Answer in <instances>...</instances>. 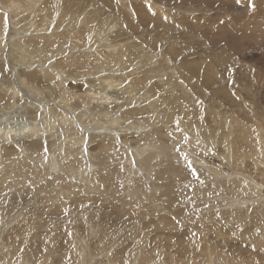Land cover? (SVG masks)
<instances>
[{
	"label": "rangeland",
	"instance_id": "rangeland-1",
	"mask_svg": "<svg viewBox=\"0 0 264 264\" xmlns=\"http://www.w3.org/2000/svg\"><path fill=\"white\" fill-rule=\"evenodd\" d=\"M205 1L206 0H0V128H2V126L6 128V125H11V127H23L27 123L31 124L33 122H35L34 125H36V116L38 112L40 113L43 111L44 113L42 112L41 114L44 116L48 115L47 113L50 114V111H44L42 105H40V108L39 106H37V108L34 107L36 108L35 112H29V107L26 106L28 104L32 105L34 101H28L26 99L27 97L17 88V78L22 76L23 73L28 74L30 71L34 73L33 69H36L35 62L36 64H43V67L41 66L38 69L41 75H38L39 79H36L37 76L32 78L27 75L22 76V78L25 77L24 80L26 82H24V84L27 85L24 87L26 91H33L35 87L36 91H42L41 94H43L45 98H53V102L57 101L59 97L56 98V94H52L51 86L57 89L59 88L61 92L66 89V96L70 94L69 92L75 91L76 89L79 90V93H87V89L98 88L97 90H100L104 89L105 86L110 87L108 88L109 90L111 89L112 91L118 92L116 91L117 89L114 90V87H119V85L121 86L131 82H133L132 89L139 87L146 89L151 75L145 74L153 73L158 79H155L153 87L150 86V90H152V92H150L151 98L156 100V109L163 114L172 115L173 120L167 121V119L165 126L164 123H158L157 129L151 126V124H154V122L157 124L158 121L149 119L147 124L151 126L159 136L153 134V136H157V138L153 140L148 137L143 139V136H141L135 142L130 143L131 147H146L150 144V141L159 144L164 142L167 144L169 153L168 162L178 166V171L182 172L180 175L185 173L184 169L181 168L183 166L189 173V179L187 180L184 179V176H177V179L175 177L173 180L174 185H184L186 188L191 187L194 189L195 185L201 186V184H203V186L208 187L213 184L220 185V182H222L223 184L220 185L215 194L216 199H218L217 196L219 197V201L216 200L213 202L216 206L214 207V211L216 208L215 215L217 216L219 214L217 218L222 220V222L224 220L223 218L229 219L221 223L229 227L228 231L226 230L222 236H218L215 232L213 234L212 231H209L208 233H204L205 238H203L201 233L192 227L193 218L190 217L191 220H189L188 224H183L185 223L184 218L180 213L184 211H182L181 203L176 201L173 203V206H176L178 209L177 214L179 217L176 219V224L180 225L176 231L187 230L188 235L185 238H181L182 242L180 241V237L173 235L167 237V239L161 236L156 238L159 229L154 230V227L151 226L144 229V232L141 230L143 229L142 223H144L141 222V220L146 214H126L121 217V220L125 223V229L124 227L118 228L117 225H115V221L116 219H120L119 217L122 213L118 214L116 212L117 209L106 202L104 207L100 206V203H94L92 195L89 196L90 200L88 204L90 207L96 210L98 209L99 212L104 215L109 214L111 216L106 224H104L105 219L99 222L98 216H101L99 214L92 222L96 231V237L90 234L88 223L83 219L87 217H81L82 206L77 205L74 209H70V211L73 210L79 214L76 215L75 220H71L70 214L72 213H69L68 209H64L57 218H55V215H48L50 219L55 218L63 222L58 223V221H55V223L50 225H44L42 226V230L40 227L35 228L37 234H35V231L30 232V236H28L27 239H22L18 245H15L16 242H19L16 238L9 239L10 243L13 244L14 250L11 254L0 255V264H8L10 260L13 261L12 264H25L26 261V264H67L68 262H66V260H69V262L71 261L72 264H83L84 262L80 260L81 254L83 256L86 254V258H88V256L90 258L91 256L92 261L88 264H97V260L107 258L109 253L112 254L113 250L119 248V245L115 243L112 249H109L110 252L99 249L97 241L103 237L101 229L104 231V225L109 228V230L111 229L107 234L112 233L111 238L113 237L112 239L110 238L109 246L112 242L120 239L121 236L129 235L126 237L128 244L121 246L119 251L114 253V255L118 253V255L122 257L119 262L120 264H134V262L137 263V261L140 262L138 264H164L165 262L166 264H246L248 261L249 264H264V219H262V221H257L259 220L258 212L260 209L262 213H264V151L255 153L253 149L257 145H260V149H262V147L264 149V0H216L217 2L214 5L211 4L212 6ZM226 1L229 2L226 3ZM251 5L254 6L252 7ZM138 6H140V8ZM141 9H143V11ZM149 15L157 17L160 21L152 19ZM255 23L260 24L261 27H257V30L252 32L251 29L253 25L255 26ZM254 36L257 38H254ZM181 42L185 44L184 49L180 46ZM99 43L103 44L100 46ZM98 46L100 49L103 46L100 54L102 53L101 55L106 57V64L104 62L101 63V61H104L101 55L100 57L98 55L97 59H94L96 55H91L89 56L90 58L83 55L79 60L76 59L78 57L76 55L81 54L82 51H88L89 54H92ZM110 47L114 50L111 51ZM174 47L177 48L178 51L180 49L179 53L181 55L177 56V54H173L170 51V49ZM37 49L39 51L41 50L40 52L47 49L48 51L39 55ZM23 52L25 55H29V57H27L29 64L27 65L23 62L26 61V59L23 58L20 60V55ZM110 52L116 53L117 56L118 54L122 55L125 53L126 56L124 55L122 57L125 61H120V56H118L119 60H116L114 57L112 58L113 55H111ZM187 55L191 56L189 58H192L193 66L198 68V71H207L209 74H212L214 70L216 71L215 79H212L210 84H202L200 81L201 79L199 80L196 75H191L186 69L180 68V59L182 56ZM72 56L76 58L72 60ZM46 57L48 58L46 59ZM11 59L15 61L12 62ZM33 59H36V61ZM40 60L42 62H39ZM197 60L204 61V64L199 66L195 62ZM47 61L48 63L46 64L49 65L46 66L44 63ZM59 61L64 62V64L61 66V64L58 63ZM117 61H119V65L123 62L125 66L123 70L127 72L124 74H117L118 76L121 75L123 79L128 77L122 84H117L112 80L110 81V79L114 78L111 72L105 73V82L100 81L97 76L91 73L88 75L84 74L85 76L83 74L80 76L78 75L79 72L82 71L79 65L81 66L87 63L90 67L89 69L93 70L95 65L98 64L117 66ZM14 65L16 67L25 65L24 69L21 67L23 73L20 74L21 71L16 69ZM67 65L69 67L71 66V70L75 68L79 71L75 72V74L71 71H65L67 72L65 75L62 68H65ZM48 66H50L49 69L44 71V68H48ZM106 69L114 71L119 70V68L115 69L113 67H107ZM142 69L145 71H142ZM47 71L53 74L62 73L64 79L62 78V74H60L62 79L58 76L55 78ZM155 73H158V76ZM65 79L68 83H65ZM90 79L99 80L98 83H94L95 87L89 85V83L86 85V81ZM159 80L162 81V84L158 83ZM28 82L30 84H28ZM106 83H108V85H106ZM123 88H125V86L122 87V89ZM131 88L127 89L128 94L119 93L118 95L117 93L116 95L119 96L117 99L121 101L123 98H129L130 93H132ZM166 90L169 92L163 94L162 92ZM13 92H15V94H13ZM135 96L138 95L135 94ZM169 96H171L170 98L172 99V104L170 106L168 105V103H170L168 101L170 100ZM87 97L90 98V96ZM115 98L112 96L109 103ZM176 99H178V102ZM97 101L91 108L98 112L100 108L97 107ZM139 102L140 98H138V103ZM139 104H137V106L140 107ZM9 105H13V107L10 108ZM123 105L124 107H130L129 99L127 102L123 103ZM113 106L114 105H111L110 109H113ZM15 108L16 110L12 113L9 112V109L12 110ZM92 109L90 110L93 111ZM173 111H175V114ZM7 112H9L10 115H8L9 113ZM142 115L143 114L137 113L134 116L122 113L123 118H138L139 120H143V117H141ZM9 116H14L15 118L11 117L12 119L9 120ZM143 116L145 118L148 117L149 114H144ZM191 120L196 123V127L200 131L199 133H201L200 135L204 138L202 143L207 147V149H203L204 151H201L198 146H193V143L188 141V137H191L188 135L189 130H192ZM123 125L129 126L131 124L123 123ZM178 130H182V136L177 135ZM127 131L130 132L124 133V135L130 136L134 134V130L127 129L126 132ZM35 137L39 139L38 135ZM195 139L199 140L200 138L197 137ZM102 140L103 138L101 137L98 140H94V142L91 141V143L88 144V148H90V146L92 147V145L95 146V144H98ZM39 141H37V143L40 146L41 142ZM74 141L76 140L74 139ZM13 143L9 141L6 145L15 146ZM119 143L120 140H118L116 146H118ZM79 145L81 149L80 151L77 150L76 154L81 152L83 143ZM15 148L18 149V146ZM51 148L53 147H49L39 153L37 152L38 154L36 155L38 156L43 152L47 154L48 152L53 153V151L51 152ZM66 148H68V146ZM1 150L2 148L0 147V151ZM209 150H213L215 153L210 154ZM230 150H233V156L229 154ZM17 151V155H13V158L8 159L7 164L13 163V160H25L27 155H33L31 151H28L27 154L19 153L20 150ZM91 152L95 153V149H91ZM96 152L98 151L96 150ZM113 152H115L114 149ZM82 154L84 155V153ZM81 155H79V157H81ZM102 155H106L107 162H115L113 163L114 168L117 167L118 169L119 167L121 169L122 167L124 169H122L121 173H116V176L120 175L119 177H122L121 179L119 178V180L117 179L118 181L116 182L119 186L116 185V188L109 185L111 182H109V180L105 182L100 180L98 182L101 186L107 188L106 191H111V195L116 190L121 191L122 188H125L122 184L126 182L125 178L129 173V170L127 171L126 169L132 165L123 163L124 159L122 161L119 160L121 156L125 157L124 153H120L116 156L118 159L112 155L111 151L107 154L103 153ZM200 156L202 161L197 164L196 158ZM7 157L9 158L12 156L7 155ZM41 159L42 158H39L38 160ZM184 159L187 160V165H182ZM1 161L2 159L0 158V163ZM27 161L32 162L29 158H27ZM254 162L261 163V166H256ZM118 164L120 165L118 166ZM208 167H211V169L213 168L215 171L209 170ZM118 172L120 171L118 170ZM147 172H151V168H148ZM97 173L99 177L100 174L99 172ZM154 174L152 173V176L156 178L157 174ZM157 176L160 177L159 175ZM50 178L49 175V179ZM163 179L165 180V184L169 182V179ZM234 180H243L245 183L251 184L254 192L243 190L241 186L237 189H230L229 186H225L224 182L231 184ZM10 181L13 182V179H10ZM102 183L104 185H102ZM144 183L147 185L144 191H146V193H152L153 191L147 188L150 180ZM159 183H162V181H159ZM232 184H236V182ZM33 187L34 185L31 186V189L25 191L18 186L17 188L19 190L12 189L13 193L11 192L10 194L6 190L1 192L0 202L3 201V199L5 202H1L0 206H3V209H7L10 206L9 200H12L13 203L18 206L17 208L21 205L28 208L29 206L27 205L29 202H35L38 197H43V194H41V192H35ZM128 192L131 193L130 189ZM23 193L25 194L23 195ZM136 193L138 194L136 196H139L140 199L144 201V204H149V197H145L143 192L141 194L140 190L139 193ZM116 194L122 195L119 193ZM209 194L210 193H206L205 197ZM172 195H175V193ZM12 196L14 198H12ZM23 198L24 200L26 199L25 202ZM161 199L159 198V201L162 202L163 199ZM188 199H191V195L188 196ZM204 200L202 198L199 202H204ZM18 202H21V205ZM161 202H159V204H161ZM22 203H24V205ZM118 204L121 205L122 202H118ZM163 206L166 207V203L163 204L161 208H164ZM211 206V204H207L204 205L202 209ZM146 211L144 212L147 213ZM249 211L254 213L250 218H247L245 217V212ZM161 214H165V212L160 211L158 213V215ZM7 215L8 213L6 216ZM148 215L151 214L148 213ZM168 215L169 216L166 215L167 219L171 220L172 215ZM260 216L262 217V215ZM13 217L14 216L11 215L5 218ZM105 218H107V216H105ZM197 219H199L198 215L194 217V220ZM64 220L67 223H65ZM153 224L156 223L153 222ZM73 226H76L77 229H75V227L72 229ZM1 227L2 225L0 223V228ZM74 230L78 233L77 238L70 236H75ZM147 233L149 238L145 240L144 237ZM189 234H191L192 237H189ZM96 238L98 240H96ZM104 239L107 240L106 238ZM135 239L138 241V244L136 243L134 245ZM85 241L88 246L85 245ZM143 242L148 243L149 247H146L139 261V259H137L139 255L137 251ZM3 243L4 239L2 236L0 237V247L3 246ZM81 243H83L82 245L86 246L87 249H81ZM131 247L133 248L132 250L130 249ZM7 255L10 257L7 263H5L2 257ZM60 258H62L64 262L63 260L60 262ZM57 260L60 263L54 262Z\"/></svg>",
	"mask_w": 264,
	"mask_h": 264
},
{
	"label": "bare ground",
	"instance_id": "bare-ground-1",
	"mask_svg": "<svg viewBox=\"0 0 264 264\" xmlns=\"http://www.w3.org/2000/svg\"><path fill=\"white\" fill-rule=\"evenodd\" d=\"M205 2H207L210 6H212L217 1L216 0L215 1L214 0H206ZM227 2H229V1H226V3ZM251 6L253 7L254 5H251ZM138 7L140 8V6H138ZM141 10L143 11V9H141ZM149 17H151L152 19L160 21L155 16L149 15ZM256 24L257 23H255V26L253 25V28L251 29L252 32L257 30L256 29L257 27H259V26L261 27L260 24H257V25ZM220 27H222V26H220ZM208 28H209V26H208ZM224 33H226V32H224ZM254 38H257V37L254 36ZM102 44L103 43H99L100 46ZM180 46L182 49L185 48V44L182 42L180 43ZM24 47H26V46H24ZM120 47H118V48H120ZM5 48H4V50H5ZM102 48H103V46H102ZM186 48H187V46H186ZM86 49H91V48H86ZM101 49L99 46L96 47V49L94 50V52L92 54H89L88 51H86V52L82 51L81 54L76 55V56H78L77 58L75 56L74 57L72 56L71 59L73 60V58H76L79 60V58L83 57V55H85L87 57H89L91 55H94V56L96 55V57H94V59L95 58L97 59L98 55L100 57V55L102 54V53L100 54V52H102ZM110 49H111V51L114 50V49H112V47H110ZM22 50H24V49H22ZM40 51L37 49V53L39 55L45 53L46 51H48V49L45 51H42V52H40ZM170 51L173 54H177V56L181 55L179 53L180 49L178 51V49L175 47L170 49ZM114 52L113 53L110 52L111 55H113L112 58L114 57V58H116V60L120 59V61H123V62L125 61L122 58L125 55V53L122 52L123 53L122 55L118 54V56H120V58L118 59L117 54ZM8 56H10V55H8ZM27 57H29V55L28 54L25 55L23 52L20 55V60H22L24 58L27 61ZM101 57L104 59V61H101V63L102 62L105 63L106 57L103 55H101ZM189 57H191V56H189V55L182 56V58L180 59V63H179L180 68L186 69L188 71V73H190L191 75H196V77L199 80L201 79L200 81L202 82V84H204V85L210 84V81L212 79H215L214 77H215L216 71L214 70L212 72V74H209L207 71L206 72L205 71L204 72L198 71L199 69L193 66V63L191 60L192 58H189ZM43 58H45V57H43ZM47 58L48 57H46V59ZM130 59H131V57H130ZM215 59H216V57H215ZM18 60H19V58H18ZM33 60L36 61V59H33ZM13 61H15V60L13 59L12 62ZM26 61H23L25 63V65L29 64L28 61L27 62ZM39 62H42V61L40 60ZM117 62H118V64L116 63L117 66L116 65L110 66V65L98 64V65H95V68L93 70L89 69L90 67L87 65V63L83 64L81 66L79 65V67L81 68L82 71H80L79 74L78 73L77 74L80 76L82 74L88 75L91 73L92 75L97 76L100 81L105 82L106 81V80H104L106 78L105 73L111 72V74L114 75V78L110 79V81L112 80L113 82H116L117 84H122L124 82V80H126L128 77L123 79V77L121 75L118 76L117 74H124L127 72H126V70H123L125 68L123 62H121L120 65H119V61H117ZM195 62L199 66H202V64H204V61H200V60H197ZM46 63H48V61L45 62L44 65H46V66L49 65ZM58 63H60L61 66L64 64V62H62V61H59ZM132 64H133V62H132ZM24 66L22 65L21 67L24 69ZM41 66L43 67L42 63L36 64V62H35L36 69L35 68L33 69L34 73H31V71H30L28 74H26V73L22 72L20 66L16 67L14 65V67H16V69H19L21 71L20 74L23 73L22 76L27 75L28 77H31V78L34 76H37L36 79H39L38 78L39 74L41 75V73L38 70L39 67H41ZM49 67L50 66H48V68H44V71L48 70ZM58 67H60V66H58ZM107 67H111V68L113 67L115 69L119 68V70L114 71L111 69H106ZM62 69L64 70L65 75L67 72H70V71L73 72L74 74H75V72L79 71V70H76L75 68H73L71 70V66L69 67L68 65ZM65 71H67V72H65ZM142 71H145V70L142 69ZM47 72L51 73L50 71H47ZM201 72H203V73H201ZM60 74H62V73H59V74L58 73H54V74L51 73V75L54 76L55 78H57L56 76L61 78ZM142 74H143V72H142ZM155 74L158 76V73H155ZM129 75H131V74H129ZM145 75H151L150 80H152V81L149 80L146 89H142L140 87L132 89L131 87L133 86V84H132L133 82H131L129 84H124L121 86L119 85V87H114L115 89L114 88L113 89L114 90L117 89L116 91H118V92L112 91L111 89L109 90L108 88H110V87L105 86L104 89H100V90H97L98 88L97 89H87L88 90L87 93H79V90L76 89L75 91L69 92L70 94L66 96L65 95L66 89H64L65 91L61 92L59 88L57 89L56 87L54 88L51 86L52 94L53 95L56 94V98L59 97V99L57 101H54V102L52 101V100H54L53 98H45V96L43 94H41L42 91H39V90L36 91L35 87H34L35 90H33V91H30V90L26 91L25 87L27 85L24 84V82H26L24 80L25 77L22 78V76H20L17 78V83H16L17 88L19 90H21L22 94L25 95V97H27L26 99L28 101H34V103H32V105L28 104L29 106L28 105L26 106V107H29L28 111L29 112H35L36 111L35 109L37 108V106H39V108H40V105H42V108L44 109V111L45 112L50 111V114L47 113L48 115L44 116L43 114H41L43 111L40 113L38 112V115L36 116V119H37L36 125H34L35 122H33L31 124L27 123L28 125L26 124L27 126L25 125L23 127H21V126L11 127V125H6L5 126L6 128H4V126H2V128H0V147L2 148V150L0 151L1 152L0 158L2 159V161L0 163V193L4 192L5 190L8 191L9 194L11 192L13 193L12 189L19 190L17 188L18 186H20L22 190L28 191V189H31V186L34 185L33 190L35 192H41V194H43V197H41V196L38 197V199L35 202L34 201L29 202L27 205V206H29L28 208L23 207L20 204L21 202L20 203L18 202L21 206L19 208H17L18 206L15 205L12 200H9L10 206L7 209H3V206H0V214H1L0 215V223L2 225V227L0 228V237L3 236V239H4V243L2 244L3 246L0 247V255L11 254L13 252L14 247L12 246L13 244L10 243L9 239L16 238L17 241H19V242H16V243L14 242V243H15V245H18L22 241V239H24V238L27 239L28 236H30V232L35 231L36 232L35 234H37V231L35 230V228L40 227L42 230V226H44V225H50L52 223H55V221H58V223L63 222V221H61V220L59 221L58 219H55V218H57L59 215H61L60 212H62V210H64V209H68L69 213H72V214H70V219L75 220L76 215L78 213H76L73 210L70 211V209H74V207H77V205L82 206L83 209L81 210L82 211L81 217H87V218H83V219L88 223L90 234H92L93 237H96L97 236L96 231L92 225V222L96 219V217L99 214V215H101V216H98L99 222H102L105 219L104 224H106L108 222L107 220H109L111 218V216L109 214L104 215L103 213H100L98 209L96 210V209L90 207V205L88 204L89 200H90L89 196H92V195L94 198V200H93L94 203H100V206L104 207L105 202H106L107 204L113 205L117 209L116 212L118 214L122 213V215L119 217L120 219H116V221H115V225H117L118 228L124 227V229H125V223L123 220H121V217H123L124 215L130 214V213L146 214L145 216H143L144 220L143 219L141 220V222H144V223H142L143 229H141V230H143V232H144V229H147V227L153 226L154 230L159 229V232H157L156 238L161 236V237L167 239V237H171V235H173V236L180 237V241L182 242L181 238H183V237L185 238L188 235V231L187 230L186 231L181 230L179 232L176 231L178 229V227H180V225L176 224V219H178L179 216L177 214L178 209L176 206H173V203L176 201H179L181 203V206H182V211H184V212L180 213L184 218L185 223H183V224H188L189 220H191V218H193L192 219V223H193L192 225L193 226L192 225L191 226L194 227L199 233H201L203 238H205L204 233H206V232L208 233L209 231H212L213 234L215 232L218 236H222L226 230L228 231L229 227L227 225L224 226L221 223L226 222L229 219L222 217L224 219L223 222H222V220H219L217 218V216L219 214L217 216L215 215L216 214V208L214 211V207H216V206L213 204L214 201H216V200L219 201V197L217 196L218 199H216L215 194L217 193L220 185L223 184L222 182H220L221 183L220 185L219 184H217V185L213 184V185H210L208 187L203 186V184H201V186L195 185L194 189H192L191 187L186 188V187H184V185H181V186L174 185L173 180L175 177L177 179V176H184V179L187 180V179H189V177H188L189 173L187 172L188 170L185 169L183 166L181 168L184 169L185 173L183 175H180V174H182V172L178 171V166L172 165L168 162V158H169L168 154L169 153H168L167 144H165L164 142H162V144H159V143H156L154 141H150V144H148L146 147H135V148L131 147L130 143L135 142L141 136H143V139L145 137H148L151 140H153V139L157 138V136H159L156 134V131L153 130L151 126H153L154 128L156 127L158 129V125H159L158 123H160V124L164 123V126H165L167 119H168L167 121L173 120L172 115L163 114L162 112H159L156 109V106H157L155 103L156 100H154V98H151L150 92H152V90H150V86L153 87V85L155 83V79H158V77L154 76L153 73H149V74H145ZM42 77H43V75H42ZM62 78L64 79V75L62 76ZM88 78H90V77H88ZM99 80L90 79V80L86 81V85H87V83H89V85H92L95 87L94 83H98ZM66 82L68 83L67 80L65 81V83ZM158 83L162 84V81L159 80ZM28 84H30V83L28 82ZM106 85H108V83H106ZM116 86H118V85H116ZM124 86H125V88L122 89V87H124ZM85 88H86V86H85ZM128 88L129 89L131 88V92H132V93H130V97L129 98L127 97V99L123 98V99H121V101H119V99H117V97H119L118 96L119 93L128 94L127 93ZM166 92H169V91L166 90V91H163L162 93L164 94ZM117 93H118V95H116ZM13 94H15V92H13ZM44 94H45V92H44ZM135 94L138 96H135ZM87 96H90V98H88ZM112 96H113V98H115V97L116 98L114 100H112L111 103H109L110 98ZM123 96H125V95H123ZM170 97L171 96H169L170 100H168L170 102V103H168L169 106L172 104V99ZM138 98H140V102H139L140 104L138 103ZM128 99H129V106L130 107L126 106L127 107L126 108V107H124L123 103L127 102ZM96 101H97V107L100 108V110L98 112L91 108L95 104ZM176 101L178 102V99H176ZM26 104H27V102H26ZM137 104H139L140 107L137 106ZM44 105H46V106H44ZM106 105H108V106H106ZM111 105H114L112 107L113 109H110ZM12 107H13V105L10 106V108H12ZM34 107H36V108H34ZM90 109H92L95 112L91 111ZM7 110H8V108H7ZM9 110H10L9 112L12 113L14 110H16V108L12 109V110L9 109ZM9 112H7V113H9ZM26 112H27V110H26ZM122 113L127 114V115H134V116L137 113L143 114V115L149 114V116L144 118V116L142 115L141 117H143V120H139L138 118H136V119L123 118ZM173 113L175 114V111H173ZM8 115H10V113ZM154 115H155V118H154ZM11 117L15 118L14 116H11ZM11 117L8 119L9 120L12 119ZM149 119H152V121L157 120L158 122H157V124H156V122H154V124H151V126H149L147 124ZM136 122H138V123H136ZM123 123L124 124H131V125L124 126ZM135 124H137V125H135ZM184 125H186V124H184ZM184 125H182V126H184ZM191 125H192V127H191L192 130L190 129L189 132L186 130L188 132V135L191 136V137H188L189 138L188 141L192 142L193 146H198V148L201 151H204L203 149H207V147H205L204 144L202 143L204 138L202 135H200L201 133H199L200 131L196 127V123H194L193 120H191ZM184 127H186V126H184ZM12 128H14V129H12ZM127 129H130L132 131L134 130V134L130 135V136L124 135V133L130 132V131L126 132ZM153 134H156L157 136H153ZM36 135L39 136V139H36V137H35ZM177 135L182 136L183 135L182 130H178ZM101 137L103 138L102 141H100L98 144H95V146L92 145V147L90 146V148H88V144H90L91 141L94 142V140H98ZM197 137H199L200 139L196 140L195 138H197ZM74 139L76 141H74ZM30 140H32V141H30ZM118 140H120L121 144L119 143V145L116 146ZM9 141H11L12 143L15 142V143H13L15 146L6 145V143ZM34 141H36V142H34ZM37 141L41 142L40 146L38 145ZM204 141H206V140H204ZM81 143H83L82 150L79 154H76V151L77 150L80 151V149H81V147H79L80 146L79 144H81ZM17 146H18V149L15 148ZM67 146H68V148H66ZM49 147H53V148H51L52 149L51 152L53 151V153L48 152V154H47L46 152H43L42 154H39L38 156L36 155L39 152H41L42 150H46ZM114 147H118V148H114ZM192 148H194V147H192ZM91 149H95V153L91 152ZM113 149L115 150V152H113ZM208 149H209V147H208ZM253 149H254L255 153H259V152L261 153L264 151L263 147H262V149H260V145H257ZM17 150H20L19 153H21V154H23V153L27 154L28 151H31V152H33L32 153L33 155H31V156L27 155L25 160L24 159L13 160L12 161L13 163L7 164L8 159L13 158V155H17V152H18ZM96 150L98 152H96ZM110 151H111L112 155H114V157L118 156L120 153L121 154L124 153L125 157L121 156L119 160L122 161L124 159L123 163H127L129 165H132L131 167H127V169H126L127 171L129 170V173L127 174V176L125 178L126 182L124 184H122V185H124L125 188H122L121 191L116 190L117 192L113 188H111L116 193L122 194L121 196L116 194L115 192L112 193L113 195L112 194L110 195L111 191H109V190L106 191L107 188L104 186H101L98 183L100 180H103V182L109 180V182L111 181L109 184L110 186H114L115 188H116V185L119 186V184H117L116 181L119 180L120 175L116 176V173L117 174L121 173L123 168L121 166H120L121 169L119 167H118V169H117V167L114 168L113 163H115V162H112V163L107 162L106 161V155H104V156L102 155L103 153L107 154ZM82 153H84V155ZM209 153L214 154L215 151L209 150ZM232 153H233V150H230L229 154L232 155ZM7 155L12 156V157L8 158ZM79 155H81V157H79ZM207 155H209V154H207ZM6 157H7V159H6ZM27 158L31 159L32 162H28ZM39 158H42V159L38 160ZM196 159L198 162L197 164H199V162L202 161L201 156L197 157ZM196 159H195V161H196ZM205 160H207V159H205ZM121 161H119V162H121ZM205 163H207V162H205ZM254 163L256 164V166L261 164L259 162H254ZM119 165L120 164H118V166ZM182 165H187V160L184 159ZM15 168H17V169H15ZM148 168H151V172H147ZM182 169H179V170H182ZM208 169L214 170L213 168L211 169V167L210 168L208 167ZM118 170L120 172H118ZM97 172H99V174H100L99 177H98ZM152 173L153 174L155 173V174L159 175L160 177H158L156 175V178H154L152 176ZM49 175L51 177L50 179H49ZM163 178L169 179V182L165 184L164 183L165 180ZM10 179H13V182H11L12 180L10 181ZM149 180H150V183H149L147 188L151 189L153 191L152 193H146V191H144V189L147 186L144 182H148ZM159 181H162V183H159ZM234 182H236V184H232ZM232 183H231L232 184L231 185V184H228V182H226V183L224 182L225 186L226 187L229 186L230 189H237L239 186H241L243 188V190L254 192V189L252 188L251 184L245 183L243 180H236V181L234 180ZM102 185H104V184L102 183ZM110 186H107V187H110ZM256 187H257V185H256ZM129 189H130L131 193L128 192ZM139 190H140L141 194H142V192H143V194H145V197H149V199H148L149 204H147V203L144 204L143 203L144 201L141 200L139 196H136V195H138L136 192L139 193ZM30 191H32V190H30ZM14 192H16V191H14ZM173 193H175V195H172ZM206 193H210V194L205 197ZM24 194L25 193H23V195ZM189 195H191V199H188ZM19 197H21V196H19ZM12 198H14V197L12 196ZM159 198L160 199L162 198L163 201L162 202L159 201ZM202 198H203V200L205 199L204 202H199L200 200H202ZM23 200H24V198H23ZM25 200H24V202H25ZM34 200H35V198H34ZM41 200H43V201H41ZM1 202L3 203V202H5V200L3 199V201H1ZM118 202H122V204L119 205L120 203L118 204ZM152 202H154V203H152ZM159 202H161V204H159ZM165 203H166L167 209L165 206H163L164 208H161V206ZM22 204L24 205V203H22ZM207 204H211L212 206L209 208L202 209L203 206L207 205ZM152 205H153V208H152ZM179 206H180V204H179ZM4 207H6V206H4ZM87 207H90V208H87ZM196 208L198 209V211ZM127 209H128V211H127ZM263 209H264V207H263ZM16 210H17V212H16ZM144 211H146L147 213H145ZM160 211L165 212V214L158 215V213ZM6 212L8 213L7 216H6V214H7ZM84 213H86V214H84ZM87 213H88V215H87ZM148 213L153 215V216L148 215ZM219 213H220V211H219ZM245 213H246L245 217L250 218L254 212L251 213V211H249V212H245ZM168 214L172 215L171 220L167 219L166 215L169 216ZM11 215H13L14 217L13 218H5V217H9ZM48 215H55V218L50 219L48 217ZM196 215L199 216V219L194 220V217H196ZM258 215H259V220H257V221H262V219H264V213H262L261 209L258 212ZM260 215H262V217ZM105 216H107V218H105ZM172 218H173V220H172ZM153 222L156 224H153ZM232 222H234V221H232ZM65 223H67V222L65 221ZM207 226H209V227H207ZM74 227H75V229H77L76 226H73L72 229ZM103 227H104L103 229L105 231L104 232L101 229V233H102L103 237H101L99 240L96 238V240H98L97 242L99 245L98 246L99 249L109 251V249L110 248L112 249V247L115 243H117V245H119V248L121 246L128 244L126 237H128L129 235H125V236H121V238L118 239L117 241L112 242L111 245L109 246V244H110L109 242L113 237L111 238L112 233L111 234H107V233L111 229L109 230V228H107L105 225ZM38 230H40V229H38ZM171 230H174V231H171ZM166 232H168V233H166ZM210 234H211V232H210ZM69 235H70V233H69ZM74 235L75 236H73V235H70V236L73 238L78 237V233L76 230H74ZM189 237H192L191 234H189ZM104 238H106L107 240H105ZM144 238H145V240L149 238L148 233L146 234V236ZM12 241H14V240H12ZM70 242H72V241H70ZM134 242H135L134 245L136 243L138 244V241H136V239L134 240ZM82 244L83 243L80 244V248L81 249H87V247L83 246ZM85 245H87L86 241H85ZM146 247H149L148 243L143 242L141 244V247L138 248L137 252L139 255L137 256V259H139V261H140V256L144 252ZM119 248H117L116 250H113L112 254L109 253V256H107V258H102V259L97 260V264H120L119 262L121 261L122 257H120L118 255V253L114 255V253L119 251ZM130 249L132 250L133 248L131 247ZM9 257L10 256H8V255L5 257H2L5 263H7V260L9 259ZM60 260H61L60 262H62L63 259L60 258ZM80 260H81V262L82 261L84 262L83 264H88L90 261H92V258H91V256H90V258H89V256H88V258H86V254L84 256L81 254ZM12 262L13 261L10 260V261H8V264H12ZM19 262H22V261H19ZM26 262H25V264H26ZM54 262L60 263L58 260L54 261ZM63 262H64V260H63ZM66 262H68L67 264H72V262L71 261L69 262V260H66ZM138 263H140V262H138V261H137V263L134 262V264H138ZM20 264H22V263H20ZM164 264H166V262ZM246 264H249V261Z\"/></svg>",
	"mask_w": 264,
	"mask_h": 264
}]
</instances>
